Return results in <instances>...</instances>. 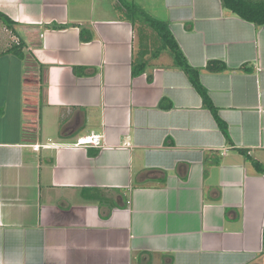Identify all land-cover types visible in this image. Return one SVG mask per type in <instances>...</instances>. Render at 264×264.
<instances>
[{
  "label": "crops",
  "instance_id": "1",
  "mask_svg": "<svg viewBox=\"0 0 264 264\" xmlns=\"http://www.w3.org/2000/svg\"><path fill=\"white\" fill-rule=\"evenodd\" d=\"M126 2L0 0L26 63L15 111L0 104V264H264V24L220 0L133 2L168 23L227 140L167 51L131 75Z\"/></svg>",
  "mask_w": 264,
  "mask_h": 264
},
{
  "label": "trees",
  "instance_id": "2",
  "mask_svg": "<svg viewBox=\"0 0 264 264\" xmlns=\"http://www.w3.org/2000/svg\"><path fill=\"white\" fill-rule=\"evenodd\" d=\"M223 8L229 10L231 13L239 16L240 18L247 20L257 26L264 24V0H220ZM121 3V2H120ZM123 4V3H122ZM124 11L128 19L134 25H139V46L140 49L137 52V56L133 58L131 64V75H139L146 70L147 59L146 56L149 54L150 57L157 56L162 51H167L171 65L175 68L182 70L188 77L190 83L193 85L195 90L199 93L203 107L207 108L213 115L219 129L229 140L228 131L226 124L218 117L217 109L211 102L207 90L200 83L199 80V69L191 66L181 51L179 45L174 39L171 31L169 30L168 23L159 19H156L149 15L143 8L134 4L133 2H126L123 4ZM0 23L9 29L13 34L16 35L14 29L15 22L11 20L6 14L0 11ZM54 28H63L65 25H51ZM147 28L150 31L146 32L144 29ZM91 36L85 37L83 35V29H80V39L82 41H90ZM23 42L19 39L16 44L9 48L2 50V52H9L16 55L20 59H24ZM1 52V53H2ZM243 67L242 69H244ZM81 68L73 67V71L76 74H81ZM205 69L212 72H220L227 69L224 62L219 60H210L207 62ZM147 79L150 82L152 80V74L147 75ZM164 106V105H163ZM168 106V105H167ZM253 167L260 174L264 175V166L258 162L251 160ZM264 251V250H263Z\"/></svg>",
  "mask_w": 264,
  "mask_h": 264
},
{
  "label": "rangeland",
  "instance_id": "3",
  "mask_svg": "<svg viewBox=\"0 0 264 264\" xmlns=\"http://www.w3.org/2000/svg\"><path fill=\"white\" fill-rule=\"evenodd\" d=\"M129 1L134 2V0ZM144 30L146 32L150 31L147 28H145ZM17 41L18 39L16 38V36L3 24L0 23V104H3V106H5V102H2V100H14L12 102V105H14V107L9 104L10 111L11 109L13 111H15L16 109L15 101L19 97V85L21 82L22 68L25 67L26 63L24 65V60L9 52H2V50H5L10 46L16 44ZM8 86H10V90L6 89ZM4 119L1 120H4L3 126L5 127L6 125L8 126V123L11 124V122L14 120V116L11 113L8 117L4 116Z\"/></svg>",
  "mask_w": 264,
  "mask_h": 264
},
{
  "label": "built area",
  "instance_id": "4",
  "mask_svg": "<svg viewBox=\"0 0 264 264\" xmlns=\"http://www.w3.org/2000/svg\"><path fill=\"white\" fill-rule=\"evenodd\" d=\"M99 140H100L99 135H91L86 138H80L78 142H81L83 144L98 145Z\"/></svg>",
  "mask_w": 264,
  "mask_h": 264
},
{
  "label": "bare ground",
  "instance_id": "5",
  "mask_svg": "<svg viewBox=\"0 0 264 264\" xmlns=\"http://www.w3.org/2000/svg\"><path fill=\"white\" fill-rule=\"evenodd\" d=\"M84 142V141H83Z\"/></svg>",
  "mask_w": 264,
  "mask_h": 264
}]
</instances>
